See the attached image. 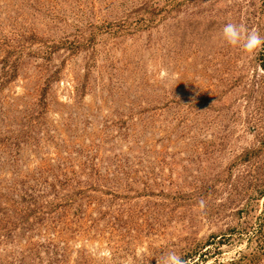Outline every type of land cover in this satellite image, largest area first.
I'll list each match as a JSON object with an SVG mask.
<instances>
[{"label":"rangeland","instance_id":"obj_1","mask_svg":"<svg viewBox=\"0 0 264 264\" xmlns=\"http://www.w3.org/2000/svg\"><path fill=\"white\" fill-rule=\"evenodd\" d=\"M229 22L264 0H0V264H264V48Z\"/></svg>","mask_w":264,"mask_h":264},{"label":"clouds","instance_id":"obj_2","mask_svg":"<svg viewBox=\"0 0 264 264\" xmlns=\"http://www.w3.org/2000/svg\"><path fill=\"white\" fill-rule=\"evenodd\" d=\"M221 37L229 46L241 48L246 53H255L264 48V36L258 30L247 29L244 25L226 23L221 30ZM157 264H185V261L175 252H169L162 255Z\"/></svg>","mask_w":264,"mask_h":264}]
</instances>
